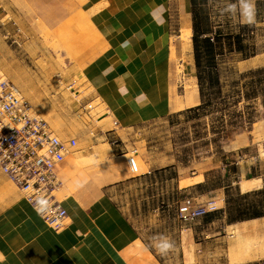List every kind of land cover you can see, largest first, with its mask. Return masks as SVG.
Wrapping results in <instances>:
<instances>
[{"label": "rangeland", "instance_id": "obj_1", "mask_svg": "<svg viewBox=\"0 0 264 264\" xmlns=\"http://www.w3.org/2000/svg\"><path fill=\"white\" fill-rule=\"evenodd\" d=\"M79 3L0 0L5 10L0 11V69L4 75L58 136L78 140L72 156L83 164L81 172L86 173L89 165L106 161L116 164L122 175L97 191L83 193L75 181L61 175L59 164V200L71 195L96 199L103 191L108 192L149 246L150 238L156 234L172 239L174 250L162 255L167 260L171 256L172 264H195L196 258L198 264H264V236L249 233L247 228H226L228 214L224 212L212 220L205 217L207 213L227 210V199L232 208L258 204L264 199V194L243 199L246 193H241L242 185L240 190L232 184L242 165L245 170L251 166L255 148L230 149L236 135L264 125V0H256L257 21L252 26L242 24L238 17L221 15L222 0H199L205 18L203 29L209 36L218 33L222 40L216 47L212 68L218 73L219 84L211 87L206 83L205 108L187 112L202 104L192 20L191 44L188 48L181 45L183 68L177 63V96L178 102L185 104L184 109L173 108L180 111L129 121H124L121 113V108L126 107L121 103L124 99L113 102L112 95L94 99L97 90L85 86L86 78L81 79L80 75H86V68L104 51V45ZM179 22L174 26L172 40L182 44L181 35L188 24ZM236 35L242 37V50L230 51L226 38ZM90 103L91 110H82ZM134 150L136 160L144 167L139 173H133L127 164ZM150 164L161 169L148 174ZM203 171L207 182L195 185L202 177H192ZM180 177L187 180L179 184ZM222 193L224 207L219 201ZM186 198L194 199L196 210L202 209L192 222H185L179 214V206ZM190 228L194 232L186 231ZM202 242L208 254L201 259Z\"/></svg>", "mask_w": 264, "mask_h": 264}, {"label": "crops", "instance_id": "obj_2", "mask_svg": "<svg viewBox=\"0 0 264 264\" xmlns=\"http://www.w3.org/2000/svg\"><path fill=\"white\" fill-rule=\"evenodd\" d=\"M79 2V8L88 14L90 24L104 45V51L86 68V75H80L81 79L86 78L85 86L97 90L94 99L111 95L113 102L124 99L121 101L126 105L121 108L124 121L179 112L173 108H178L179 104L177 63L183 66L179 58L182 46L173 42V29L179 21L188 24L185 29L192 26L191 0H181L180 5L177 0ZM249 147L255 148L249 162L251 166L245 170L242 165L232 184L238 185L240 190L242 181L258 184L251 190H241L243 194L264 188V125L252 132L239 133L230 142L232 151ZM81 166L80 160L71 155L60 163V172L66 179L75 181L83 193L97 191L102 185L122 177L114 163H94L88 166L86 173L81 172ZM158 169L161 168L150 164L148 174ZM200 176L202 179L195 185L207 182L206 171L201 175L196 172L192 178ZM182 180L187 178L180 177L178 183ZM219 201L224 207L223 193ZM62 202L68 213V225L56 231L0 170V264H172L171 256L167 260L143 240L130 217L108 192L103 191L96 199L71 195ZM234 227L247 228L249 233L262 237L264 216L235 221L226 228ZM188 230L194 232L192 228ZM200 245L202 259L208 252L205 253L203 242ZM197 261L198 258L195 264Z\"/></svg>", "mask_w": 264, "mask_h": 264}, {"label": "built area", "instance_id": "obj_3", "mask_svg": "<svg viewBox=\"0 0 264 264\" xmlns=\"http://www.w3.org/2000/svg\"><path fill=\"white\" fill-rule=\"evenodd\" d=\"M1 10L5 11L0 4ZM92 108L90 103L82 110ZM77 148L78 140L58 136L0 69V170L34 209L38 201L46 208L39 215L56 231L68 225V213L57 197L61 186L58 166ZM135 154L134 150L127 159L133 173L138 172ZM178 210L185 222L194 221L202 211L194 208L193 198H186Z\"/></svg>", "mask_w": 264, "mask_h": 264}, {"label": "trees", "instance_id": "obj_4", "mask_svg": "<svg viewBox=\"0 0 264 264\" xmlns=\"http://www.w3.org/2000/svg\"><path fill=\"white\" fill-rule=\"evenodd\" d=\"M192 4V15H193V46H194V57L195 64L197 68V78L199 91L201 96L202 104L196 108L187 110V112L203 110L206 105L204 85L208 83L211 87L219 84V76L217 72L212 69L215 64V50L217 45L221 44L220 35L217 33L215 36H209L208 31L203 29V22L205 18L203 17V9L199 7V0H191ZM204 37V38H202ZM227 41L230 51H241L242 37L227 36ZM252 193V194H250ZM246 193L242 198H247L250 195H263L264 190H259L257 192ZM227 210H221L218 212H211L206 214V219L212 220L214 216L220 212L227 213L228 223L235 221H242L248 219H254L264 216V199L259 201L258 204H248L247 206L233 207L230 204V200H226Z\"/></svg>", "mask_w": 264, "mask_h": 264}, {"label": "clouds", "instance_id": "obj_5", "mask_svg": "<svg viewBox=\"0 0 264 264\" xmlns=\"http://www.w3.org/2000/svg\"><path fill=\"white\" fill-rule=\"evenodd\" d=\"M220 14L228 17H238L244 25L252 26L257 21L256 0H222ZM37 214H42L46 208L37 202ZM150 245L161 255H167L174 250L175 244L169 236L156 234L150 238Z\"/></svg>", "mask_w": 264, "mask_h": 264}, {"label": "bare ground", "instance_id": "obj_6", "mask_svg": "<svg viewBox=\"0 0 264 264\" xmlns=\"http://www.w3.org/2000/svg\"><path fill=\"white\" fill-rule=\"evenodd\" d=\"M188 28V27H187ZM190 28V27H189ZM182 36V41H181V45L184 46L185 48H188V46L191 44V40H190V36H191V30L190 29H185L183 31V34L181 35ZM183 48V47H182ZM179 53V52H178ZM176 53V54H178ZM166 54V53H165ZM182 70V69H181ZM169 93V92H168ZM165 100V99H164ZM166 102V101H165ZM164 102V103H165ZM163 104V101L161 102ZM169 103H170V93H169ZM161 104V106L163 107V105ZM143 105V103H142ZM176 105V104H175ZM178 105V108L179 109H184L185 107V104L182 102H179ZM161 107V108H162ZM163 110H164V107H163ZM178 110V109H177ZM154 111V110H153ZM159 111V110H158ZM136 164H137V169L139 171V169L142 171L144 169V167L142 166V164L136 160ZM139 173V172H137ZM257 182L256 181H252V182H245V181H242V190L243 191H248V190H251L252 188L256 187L257 186ZM246 224V223H245ZM131 231V230H130ZM78 250V249H77ZM80 251V250H79ZM78 251V252H79ZM80 254V253H79ZM89 255V254H88ZM85 256V255H84Z\"/></svg>", "mask_w": 264, "mask_h": 264}]
</instances>
